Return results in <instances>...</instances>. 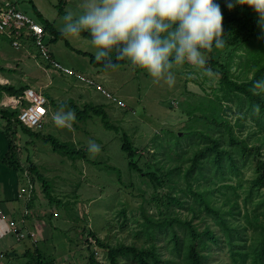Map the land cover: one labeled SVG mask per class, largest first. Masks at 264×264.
Listing matches in <instances>:
<instances>
[{
  "label": "trees",
  "instance_id": "trees-1",
  "mask_svg": "<svg viewBox=\"0 0 264 264\" xmlns=\"http://www.w3.org/2000/svg\"><path fill=\"white\" fill-rule=\"evenodd\" d=\"M216 2L223 12L227 41L224 49L229 56L226 62L216 58L215 47L207 54L210 56L207 65L217 73L219 82L213 84L211 96L206 93L198 103L185 101L182 112L187 119L181 128L184 132L162 129L152 138L149 146L152 148L142 150L122 127L110 123L107 111L91 107L92 104L85 110L77 108L78 120L86 121L98 115L106 127L118 133L123 130L122 149L127 154L129 170L145 178L153 191L147 197L141 190L143 221L138 220L132 243L103 242L96 232H90L96 240L92 243L107 252L110 264H264V93L253 95L250 91L254 81L264 79L262 28L251 8L238 5L229 11L225 0ZM31 4L33 6L32 0ZM60 12L63 14L64 10ZM42 25L51 35L50 41L66 39L53 22L44 19ZM0 36L11 43V38ZM256 40H259L258 45ZM236 55L247 58L245 65L254 69L251 78L241 79L233 72ZM112 60L117 67L106 69L91 57L92 64L102 71L130 65L127 61H117L115 53ZM0 71L8 72L1 65ZM29 88H32L29 84L0 83V120L5 123L3 133L8 142V150L0 162L27 173L32 180V175L37 176L51 204L71 208V201L54 195L53 186L35 164L24 166L19 145L13 139L12 126L21 125L34 137H41L42 132L32 131L20 123L19 107H1L5 95L20 97ZM173 104L169 103L171 109L175 108ZM27 105L23 101L22 106ZM62 105L73 107L68 102ZM91 108L94 111H89ZM44 139L51 140L54 150L64 156L74 160L85 156L83 150H76L54 136ZM112 169L122 180L121 171ZM251 171L253 175L247 176ZM128 186L133 187V184ZM119 214L124 216L121 229L126 231L127 207L123 206ZM87 240L89 238H86L87 264H99L92 243ZM29 256L23 264H59L56 256L41 252L39 247L30 251Z\"/></svg>",
  "mask_w": 264,
  "mask_h": 264
},
{
  "label": "rangeland",
  "instance_id": "rangeland-1",
  "mask_svg": "<svg viewBox=\"0 0 264 264\" xmlns=\"http://www.w3.org/2000/svg\"><path fill=\"white\" fill-rule=\"evenodd\" d=\"M9 1L16 3L20 10L42 23L32 9L31 0ZM32 1L37 2L47 14L53 16L52 20L55 21V27L59 31L63 26L62 17L66 12L79 14L83 10L81 7L83 0H64L63 8L60 7L63 0ZM61 9L64 10L63 14L60 12ZM261 30V38L264 39V29ZM50 39L51 35L47 33L45 40L50 50L61 60L62 65L74 71V74L60 71L51 64H43L42 57L37 54L36 46L32 41H28L26 47L20 50L7 43V57L14 58L16 60L14 66H19L11 75L10 82L18 86L31 83L33 89H37V92L41 91V94L47 98L48 111L45 125L40 130L41 137H34L25 132L21 125H17L12 126L13 139L19 144L24 166L28 168L31 164H35L53 186L54 195L63 201H71L72 207L51 204L50 199L45 195L43 182L34 175H32L33 180L30 178V181L20 173L23 186L29 188L28 192L31 191L30 197L33 192L34 201L38 197L35 203L38 214L52 210L55 214H51L49 219L45 218L51 227V234L50 230L48 232L50 236L40 241L35 232L30 234L24 232L18 240L31 239L30 251L34 252V249L39 247L41 252L56 256L59 264H87L89 251L86 238H89L91 243L96 242L95 238L90 236V232H96L103 242L132 243L135 240L133 231L138 228V220L143 221L140 209L142 191L146 192L147 197L153 192L145 178L129 170L127 154L122 149L123 130L142 150L151 145L154 135L162 129L184 132L181 128L187 119L182 112L185 101L198 103L207 96L206 93L211 96L213 84L217 85L219 80L217 75L209 78L203 74L202 69L185 64L175 71L176 83L170 88L163 81L159 84L153 83L152 77L147 72L139 68L133 70L130 65L115 71H102L92 64L91 57L94 56L95 49L86 42L87 37L84 35L80 39L72 40L66 38L50 41ZM258 43L259 40H256V45ZM26 49L31 54L28 55ZM228 56L227 49L215 51V57L223 62L227 61ZM209 58L210 56L207 55V60ZM246 60V57L234 56L233 72L241 79H249L254 74V69H248L249 66L245 65ZM87 77L96 82L89 84L85 81ZM25 79L27 82L24 81ZM36 84L42 87H35ZM99 85L106 92L99 89ZM11 97L14 96H9L8 100L1 102V105L7 108L19 107L22 110V105L7 103ZM65 102L73 104V107L66 106V108H71L75 113L78 111L77 108L85 110V107L91 104V107L103 109L108 112L110 123L122 127L123 130L118 133L114 128L106 127L102 117L98 115L86 121L78 120L76 117L71 128H58L52 120V115L58 106ZM170 102L174 103L175 108L169 107ZM89 111L94 110L91 108ZM20 115L21 111L18 119L25 126L20 120ZM4 127L5 123L0 120V134H3V140L7 141L3 133ZM27 128L35 131L30 127ZM163 135H166V131ZM46 136H54L55 139L69 143L76 150H83L85 156L74 160L72 157L62 155L54 150L51 140L44 139ZM89 140L100 145L99 154L90 156ZM144 155L147 154L144 152ZM112 167L121 171L122 180ZM252 175L253 171L247 173V176ZM130 184H133V187L128 186ZM36 195L38 196L35 198ZM123 206L128 209L126 231L121 229L124 216L119 214ZM147 207L151 213V208ZM17 229V232L14 230L13 232L19 235L18 226ZM91 246L96 252L99 264H110L105 250L97 244L92 243ZM6 254L0 252V255H3L0 256V260L6 261L8 258Z\"/></svg>",
  "mask_w": 264,
  "mask_h": 264
},
{
  "label": "clouds",
  "instance_id": "clouds-1",
  "mask_svg": "<svg viewBox=\"0 0 264 264\" xmlns=\"http://www.w3.org/2000/svg\"><path fill=\"white\" fill-rule=\"evenodd\" d=\"M229 11L247 6L255 11L264 29V0H225ZM82 12H66L62 17L63 37L80 39L95 49L94 58L106 69H115L112 60L127 61L170 88L176 83L175 71L185 64L203 70L214 78L217 73L207 65V54L225 47L224 17L216 0H83ZM253 95L264 93V79L254 81ZM259 111V106H255ZM58 128H71L76 113L59 105L52 115ZM101 147L88 141L90 156Z\"/></svg>",
  "mask_w": 264,
  "mask_h": 264
},
{
  "label": "crops",
  "instance_id": "crops-1",
  "mask_svg": "<svg viewBox=\"0 0 264 264\" xmlns=\"http://www.w3.org/2000/svg\"><path fill=\"white\" fill-rule=\"evenodd\" d=\"M14 4L17 6L16 3ZM63 4H65L64 0ZM33 6V11L38 16V18L42 20V22L44 19H47L53 22L54 26H56L55 21L52 20L53 16L47 14V12H45V10L37 2L33 1ZM36 10L39 11L40 14H38ZM7 43L11 44L8 42V40L0 36V65L8 71H0L1 84L11 83V75L14 74V70H18L19 68V66H14V62L16 61L14 58L7 57ZM26 51L28 55L31 54V52H29L27 49ZM52 54L55 59L59 60L53 52ZM59 61L61 62V60ZM24 81L27 82L26 79ZM26 84L30 85L31 83ZM44 85L47 86L45 83ZM30 87L33 88L34 86L30 85ZM35 87L40 88L42 85L36 84ZM8 98L9 96L5 95L2 101L8 100ZM1 107L7 108L5 105H1ZM0 135V158H2V156L8 150V142L6 139L3 140V134ZM24 175L26 176L27 173ZM26 177L29 180L31 178L28 176ZM28 190L29 188H27V186H23V179L20 176V172L3 165L0 162V252L7 253L6 256L8 257L6 261L0 260V264H23V262H25L30 257L29 255L31 248L29 246V242L31 239L28 240L29 238H27L24 240H18L16 233L13 232V229L10 227V221H17L20 232L23 231L27 234L35 232L37 237L39 236L40 241L42 238H46V236L48 237L51 234V227L45 218L49 219L50 214L53 213V210L51 209L52 211H46L45 213L41 212L38 214L39 211L35 209V203L38 201V195L35 196V198H37L36 201H34V192L30 197L29 193L31 191L28 192ZM9 218L10 220H8ZM41 227L43 228L41 229ZM49 230L50 234L48 235Z\"/></svg>",
  "mask_w": 264,
  "mask_h": 264
},
{
  "label": "built area",
  "instance_id": "built-area-1",
  "mask_svg": "<svg viewBox=\"0 0 264 264\" xmlns=\"http://www.w3.org/2000/svg\"><path fill=\"white\" fill-rule=\"evenodd\" d=\"M0 34L11 38L12 46L17 49H24L28 41H32L36 46L37 54L42 57L43 64H51L54 68L69 74H74L71 69L65 68L60 61L56 60L46 43L47 33L42 24L34 18L24 13L11 1L0 0ZM27 41V42H25ZM36 58V55H35ZM42 64V62H41ZM86 82H96L91 78H86ZM103 90L102 86H98ZM106 92L105 90H103ZM23 101L28 103L21 110L20 120L26 127L35 131H40L46 122L48 111L46 109L47 98L33 88L25 90L20 97H11L10 105H22ZM10 227L18 231L17 223L10 221ZM19 236H22L21 232ZM1 257L3 255H0Z\"/></svg>",
  "mask_w": 264,
  "mask_h": 264
}]
</instances>
